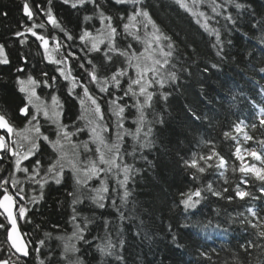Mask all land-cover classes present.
Instances as JSON below:
<instances>
[{
	"label": "snow or ice",
	"instance_id": "1",
	"mask_svg": "<svg viewBox=\"0 0 264 264\" xmlns=\"http://www.w3.org/2000/svg\"><path fill=\"white\" fill-rule=\"evenodd\" d=\"M60 2L78 14V30L63 25L53 0H23L30 23L21 21L0 41V80L10 77L19 99L14 109L0 105V264H129L128 235L152 239L142 219L152 218L151 209L138 207L137 184L155 167L149 157L165 131L176 138V162L188 184L172 196L177 220L167 224L169 247L182 250L186 238L227 233L238 223L247 264L253 253L264 264V10L253 0H174L205 41L208 51L201 53L195 41L157 23L149 0ZM30 39L42 49L39 59L22 51L13 58L12 46ZM226 66L253 86L250 94L239 87L225 92L227 80L205 87ZM195 85L199 91L183 111L206 135L190 137L171 128L170 106ZM241 104L247 115L232 111ZM220 111L235 117L220 139L234 142L238 168L212 135ZM249 141L254 147L242 146ZM229 169L239 179L220 186V179L231 185ZM53 190L63 224L44 218ZM209 197L243 201V211L226 220L219 212L205 217L199 208ZM195 255L197 264H213L218 253L200 247ZM152 264H164V257Z\"/></svg>",
	"mask_w": 264,
	"mask_h": 264
},
{
	"label": "trees",
	"instance_id": "2",
	"mask_svg": "<svg viewBox=\"0 0 264 264\" xmlns=\"http://www.w3.org/2000/svg\"><path fill=\"white\" fill-rule=\"evenodd\" d=\"M30 2L35 3L39 2V0H30ZM149 2L153 5L151 9L153 17L161 27L179 33L181 38L187 37L190 42L195 41L201 53L208 51L205 41L201 39L196 30V26L190 25L189 19L182 10L178 12L174 0H149ZM22 4L23 0H0V13L7 12L6 17L0 15V41L8 39L12 32L19 30L21 21L30 23L22 12ZM253 6L258 10H264L262 9L264 0H253ZM53 11L66 28L78 30V14L74 10L63 5L60 0H53ZM44 19L43 16H40L36 20V23H40ZM80 19L82 20V16ZM39 31L44 32L45 30ZM37 44L38 42H33L30 39L29 44H26L23 48L18 49V46H12L13 58L22 51L39 59L37 53L42 51V49L38 48ZM233 67L226 66L224 73L219 78L214 76L205 87L211 91L214 88H220L221 83L227 80L225 92L228 88L239 87L243 88L246 94H250L248 90L253 86L245 83L244 79L237 76L236 72L232 70ZM238 67L243 69L248 76L252 75L250 69H245L243 65H239ZM228 77H232L233 79L228 80ZM254 78L259 80V77ZM260 83L264 84V81H260ZM199 87V85H195L194 88L184 92L183 95L177 94L176 98L171 100L170 112L175 117L172 120L171 128L177 131H187L190 137L206 135L203 130H197L195 126L191 125V122L186 119L183 111L184 105L188 101L194 100L195 92L199 91ZM18 103L19 99L14 92L12 79L5 75L3 80H0V105L14 109ZM70 106L69 104L66 107ZM232 111L242 112L243 115H247L249 108L241 104L233 108ZM75 113L76 108H72L68 112V116L72 118ZM234 119L235 117L229 115L228 112L220 111V115L216 118L212 135L217 137V150L225 155V157L230 158V165L235 163L238 168L240 162L236 161L235 157L231 155L235 151L234 142L220 139L221 128L223 127L224 130H227V125ZM242 146L247 148L254 147L251 141ZM184 147H187V145L185 144ZM178 151L176 138L172 132H163L160 136L158 151L149 157L154 160L155 167L144 172L142 177L138 178V207L141 209H151L152 218L149 219L148 214H144L142 219L148 225L147 231L152 239L148 240L128 235L129 245L127 255L129 256V264H152L154 260L158 262L161 256L164 257V264H190V262L191 264H197L199 258L195 255V252L200 247L209 252L213 249L217 251L218 255L213 257V264H225V262L227 264H237L234 260V254L239 255L238 264H247L248 258L239 248V245L244 242L246 237L238 223L232 225L227 233H201L200 236H192L190 239L186 238V247L182 250L173 251L169 247L170 237L167 236V224L172 222L175 225L177 220V211L171 210L172 196L178 188L188 186L187 177L180 171L176 162ZM247 162L257 163L259 166L258 161H252L250 158H247ZM226 175L232 181L231 185H224L223 179L218 181L219 185L229 186L230 188L234 187L235 181L239 179V172L237 171L233 175L231 169H229ZM58 199V191L53 190L48 193L44 218L49 220L50 223L63 224V210L57 206ZM243 204L244 202L239 200L229 204L226 200H217L215 197H209V200L204 202L203 206L199 208V212L205 217H214L219 212L220 218L226 220L230 214L243 211ZM200 218V216L193 217V219ZM179 220L183 222L182 218H179ZM225 227H228V225H225ZM2 239L3 236L0 235V240ZM52 243L53 247H55L58 242L53 241ZM256 255V253H253L252 264H256Z\"/></svg>",
	"mask_w": 264,
	"mask_h": 264
}]
</instances>
